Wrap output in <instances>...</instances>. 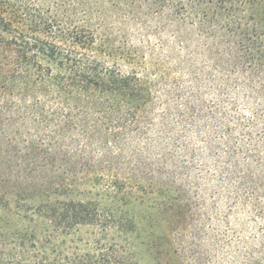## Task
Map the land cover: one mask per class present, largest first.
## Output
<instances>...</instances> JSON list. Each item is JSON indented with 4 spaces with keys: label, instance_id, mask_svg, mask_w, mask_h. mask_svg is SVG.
<instances>
[{
    "label": "trees",
    "instance_id": "1",
    "mask_svg": "<svg viewBox=\"0 0 264 264\" xmlns=\"http://www.w3.org/2000/svg\"><path fill=\"white\" fill-rule=\"evenodd\" d=\"M212 175L264 218V0H0V264H131Z\"/></svg>",
    "mask_w": 264,
    "mask_h": 264
},
{
    "label": "rangeland",
    "instance_id": "2",
    "mask_svg": "<svg viewBox=\"0 0 264 264\" xmlns=\"http://www.w3.org/2000/svg\"><path fill=\"white\" fill-rule=\"evenodd\" d=\"M119 70L129 74L134 68L122 64ZM137 72L140 76L156 77L147 69ZM215 180L214 175L209 182L203 180L198 191L194 186L190 208L184 215L178 201L175 208L165 210L161 207L165 200L159 196L146 200L145 209L149 208L151 215L148 214L145 226L147 236L153 235L144 243L131 242L130 263L264 264V218L251 207L238 206L229 211L227 199H218L215 193ZM158 203L161 208H156ZM154 232L160 236L157 241Z\"/></svg>",
    "mask_w": 264,
    "mask_h": 264
}]
</instances>
